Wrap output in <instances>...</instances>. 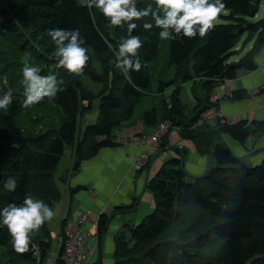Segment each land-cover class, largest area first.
Here are the masks:
<instances>
[{"label": "trees", "instance_id": "1", "mask_svg": "<svg viewBox=\"0 0 264 264\" xmlns=\"http://www.w3.org/2000/svg\"><path fill=\"white\" fill-rule=\"evenodd\" d=\"M145 1L138 0L137 7L145 8ZM263 1L221 0L228 14L216 19L219 24L214 21V28L206 37L168 40V64L175 66L177 73L174 80L159 83L158 93L163 95L165 89L174 88L168 100L161 101L160 108L152 107L143 113L141 124L152 129L168 122L171 131L178 129L179 136L190 141L200 155L210 156L214 165L206 173L191 177L182 169L180 155L166 161L146 183L153 196L152 212L137 225L127 228L126 240L120 236L115 238L114 264H248L264 256V158L249 166L224 141L228 137L245 149L249 138L264 134V121L221 123L217 120L196 126L201 114L219 107L220 103H212L210 98L220 86L235 80L240 70L257 69L254 56L264 47V16L251 22L248 15L251 12L256 15ZM3 14L12 15L26 30L38 34V43L48 55L55 52V44L47 34L49 30L78 29L84 46L101 67L105 66L104 72L96 73L88 65L83 74L64 79L61 85L64 90L54 99L46 97L27 109L21 107L24 88L16 90L8 108L0 109V212L10 204H22L26 197L42 200L53 210L63 199L60 183L54 182L53 177L67 149L72 150V170L78 172L83 162L97 156L102 149L117 147L113 129L131 119L150 90L151 64L158 58L160 29L155 27L153 19L149 22L153 24L149 31L144 30V24H137L132 35L141 38L143 46L138 56L143 66L140 72L130 71L126 76L122 69L115 67L114 51H118L122 38H127V25L109 30L108 21L97 8L79 6L77 0H0V19ZM243 35H247L243 45L254 40L253 47L238 62L231 63ZM106 56L112 61L109 74L110 61ZM83 75L102 88L94 122L85 124L81 130L80 119L91 111L96 96L82 82ZM189 82H192L195 105L185 109L180 98L181 84ZM5 92L0 91V97ZM262 95L264 85L256 90H234L228 99L240 102ZM47 103L58 108L60 122L37 134H25L18 117L42 110ZM192 111L193 115L188 116ZM13 144L19 147L14 148ZM167 144L168 137L164 135L159 148ZM13 178L17 189L8 192L4 185ZM82 190L86 188L78 185L69 192L76 194ZM133 208L134 203L115 207L112 212L122 213ZM109 219L104 213L97 219L98 246ZM67 220L66 217L62 224ZM191 220L200 222L203 230L183 243L182 239L193 232L192 226L178 233L175 227L179 222L187 224ZM48 237L40 242L31 239L28 250L18 253L0 217V264L26 261L44 264L51 250ZM214 242L217 245L205 255L199 256L190 250Z\"/></svg>", "mask_w": 264, "mask_h": 264}, {"label": "crops", "instance_id": "2", "mask_svg": "<svg viewBox=\"0 0 264 264\" xmlns=\"http://www.w3.org/2000/svg\"><path fill=\"white\" fill-rule=\"evenodd\" d=\"M246 36L243 35L237 44L235 48L236 54L230 59L231 63L238 62L252 49L254 40L243 45ZM254 62L257 65L255 71H238L235 80L226 81L215 92V94L223 96L219 111L231 121H264V95L251 97L240 102H232L228 99L230 93L234 90L246 89L250 91L264 85V47H261L255 54ZM189 83L191 84V90L192 82ZM196 126H199V124ZM121 129L119 133L113 134L115 137L121 135L125 137L126 143L117 144V147L112 149H102L97 156L83 162L78 172H73V156L72 153H68V161L63 166L66 170L62 175L65 183L59 182L63 199L53 210L56 213L55 217L59 221L64 220L66 217L70 220L78 212L86 213L88 219L85 226L90 233V243L97 242L98 217L103 213L111 214L103 234V240L105 239L106 247L108 245L112 247V253L115 236L119 233L122 235L124 231H128L126 230V228L130 227L128 223L132 224V221H139L144 215L153 210V196L147 190L146 183L155 176L166 161L175 155H180L182 169L191 177L206 173L214 165V161L210 156L200 155L190 141L184 140L177 132L172 130L170 135H168L167 146L155 151L150 156L148 166L144 170L135 173L131 168L133 156L138 153V148L130 144L131 137L133 134L147 135L149 133L145 132L147 128L142 126L141 122ZM148 130L150 132L151 129ZM224 141L233 153L241 159L244 158L245 163L249 166L260 163L264 158V134L258 138H249L245 144V149H241L239 145L228 137H224ZM152 157H154V162L151 159ZM66 171H68L67 175L65 174ZM78 185L83 186L86 190L71 194L69 187L73 188ZM72 202L73 207L71 206ZM132 203H134V208L131 211L116 214L112 212L115 207L128 206ZM69 211L70 215L67 216ZM128 235L129 232L125 237H128ZM59 247L60 237L58 236L56 252ZM105 249L100 251L99 255L95 253V259L91 264H106L107 259L111 257V253L105 251ZM104 252L105 254L106 252L110 253V257L103 256ZM44 264L58 263L52 256L50 259H46Z\"/></svg>", "mask_w": 264, "mask_h": 264}, {"label": "clouds", "instance_id": "3", "mask_svg": "<svg viewBox=\"0 0 264 264\" xmlns=\"http://www.w3.org/2000/svg\"><path fill=\"white\" fill-rule=\"evenodd\" d=\"M79 6L97 8L108 21L107 27H121L127 24V38H122L116 57L115 67L122 69L127 76L130 71L140 72L142 62L138 52L142 48L141 38L132 35L137 28L135 20L151 16L155 27L160 29L161 40H173L177 37L194 39L206 37L214 28V21L225 11L226 5L221 0H154L152 4L141 9L137 7L138 0H77ZM143 28L149 31L152 23H144ZM55 44L54 56L58 67L70 74L81 75L88 65V49L78 29H54L47 33ZM40 68L29 62L26 54L23 60L24 102L22 108H29L40 103L44 98L54 99L64 89L63 80H57L56 75H41ZM130 79V76H129ZM13 92L9 89L0 97V109H7L12 103ZM14 148L19 147L13 144ZM16 180L9 179L4 185L8 192L17 189ZM56 213L46 203L39 199L26 197L22 204H10L0 212L2 224L12 237L16 252L24 253L28 250L32 235L50 222Z\"/></svg>", "mask_w": 264, "mask_h": 264}, {"label": "rangeland", "instance_id": "4", "mask_svg": "<svg viewBox=\"0 0 264 264\" xmlns=\"http://www.w3.org/2000/svg\"><path fill=\"white\" fill-rule=\"evenodd\" d=\"M145 6L152 4L153 9H155L154 6V0H146ZM2 14V13H1ZM222 14L227 15L228 12L224 11ZM264 16V1L261 3L259 7L258 13L255 15L253 19H250L251 22H256L260 19H262ZM152 21L151 16L144 17L141 20H135L133 23L136 24H144V23H149ZM220 21L216 20L215 24H219ZM127 24H125L126 26ZM40 36L38 34L34 35L32 32L26 30L24 28V25L19 23L18 19L13 17L10 14H3L2 19H0V91H8L9 89L12 90V92L16 91L19 92L21 88H24L23 85V60L25 58V55L27 54L29 56V62L33 66H36L40 68L41 75L47 76V75H56L57 80H64V79H72L75 77L74 74H70L63 68H59L58 61L55 58L54 55H48L46 52H44V49L40 46L38 43V39ZM168 40H161L159 43V54L158 58L155 62L151 64V87L149 92L146 94V98L143 96V102L139 104V106L136 107L134 114L132 115L131 119L127 122H125L121 127H115L113 129V133L117 134L119 133L123 128L128 125L132 124H139L141 122V118L144 112H146L148 109L152 107H159L161 101L163 99L168 100L170 93L172 92V89L174 88H167L165 89V92L163 95H160L158 93V85L159 83L162 82H168L170 80H174L176 78V73L177 69L173 65L168 64ZM91 52L88 51L89 55V61L88 65H90V69L94 70L96 73H101L104 72L105 66L100 65V63L90 54ZM108 61H110L111 57L106 56ZM112 61L107 64L108 68V74H109V69L112 64H110ZM87 65V67H88ZM85 68L84 71L88 70V68ZM83 71V72H84ZM121 72V71H120ZM111 78H109L110 80ZM82 82L84 85L94 92L96 94L95 98L92 100V109L89 113H86L84 117L80 119V128L81 130L83 129V126L88 123H93L94 118L96 117L97 113V106H98V101L100 99L101 93L99 92L101 90V86L97 83H94L89 80L87 76H82L81 77ZM180 84V83H179ZM191 84L190 83H185L181 86V95L180 98L182 99L183 106L188 109H192L195 102H194V97H193V92L190 90ZM170 89V90H168ZM196 92L197 89H195ZM14 92V93H16ZM98 92V93H97ZM221 102V101H220ZM219 102V103H220ZM218 103V104H219ZM87 102L83 103V106H86ZM194 111L191 113L188 112V116H192ZM60 117L61 113L58 110L57 107L51 105L50 103L46 104V107L42 110L39 111H33L27 116H19L18 117V123L20 127H22L23 131L25 134H37L38 132H41L45 130L48 127H54L60 122ZM88 122V123H87ZM134 122V123H133ZM164 123V122H163ZM205 125V124H202ZM137 126V125H136ZM170 127V126H169ZM174 132H177L179 135V130L174 129ZM145 132L149 133V130L146 129ZM172 131L168 129L167 133L165 136L168 137ZM164 137V136H163ZM161 137V139L163 138ZM167 141V139H166ZM68 153H72V150L67 149L63 155V158L59 164V171H57V174L54 175L53 180L54 182H62L65 183V180H62L63 178V173L66 170L63 166L64 164L67 163L68 161ZM154 157L151 159L153 160ZM151 160V162H152ZM154 162V160H153ZM242 162L245 163L244 158H242ZM246 164V163H245ZM70 171V170H68ZM66 171V175L67 172ZM62 178V179H61ZM69 189H71L69 187ZM35 199V198H33ZM61 203V202H60ZM59 203V204H60ZM73 207V202L72 205ZM55 209V208H54ZM53 209V210H54ZM114 210V209H113ZM112 210V211H113ZM82 211V210H81ZM152 212V211H150ZM149 212V213H150ZM78 213H84V212H78ZM147 213V214H149ZM106 214V213H105ZM146 214V215H147ZM70 215V211L67 214V216ZM108 217L111 216V214H106ZM144 215V216H146ZM143 216V217H144ZM142 217V218H143ZM141 218V219H142ZM139 219V221L141 220ZM139 221H132V224L128 223L130 226H134V224H138ZM188 225L192 226L193 232L190 235L185 236L182 239L183 243H186L189 239L192 240L194 236L199 234L203 228L201 229V224L200 222H197L196 220H191L187 221V224H184L183 222H179L177 226L175 227V233L180 232L182 229L187 227ZM62 220H58L56 217H54L50 222H46L44 226H42L39 230V232L34 233L32 235V239L40 242L42 239H44L47 235H49L48 239L51 242V250L48 255V259L52 257V254L55 251V248L57 247V237H61L62 233ZM201 229V230H200ZM127 230V228H126ZM128 231H124L122 235L117 234L115 236L122 237L124 240H126L128 237H125L127 235ZM115 242V240H114ZM113 242V243H114ZM97 243V242H95ZM217 243L214 242L213 245H202L199 247L190 248L193 253L200 255H205L209 253L210 249H212L213 246H216ZM36 247V246H35ZM106 248V249H105ZM105 249V251H108L111 253L105 252L103 253V256H108L110 259H107L106 264H114V246H113V253H112V247L108 245L106 247L105 239H102L101 245L98 246L97 243V255H99L100 251ZM37 252L39 250L37 249ZM98 257V256H97ZM47 259V260H48ZM197 259V258H195ZM111 261V262H110ZM110 262V263H109ZM22 264H30L29 261L23 262ZM189 264H199L198 262H191ZM248 264H264V256L259 258L258 260L254 262H250Z\"/></svg>", "mask_w": 264, "mask_h": 264}, {"label": "built area", "instance_id": "5", "mask_svg": "<svg viewBox=\"0 0 264 264\" xmlns=\"http://www.w3.org/2000/svg\"><path fill=\"white\" fill-rule=\"evenodd\" d=\"M222 99L221 94H214L211 96L210 102L217 103ZM217 120H220L221 123L231 121L221 114L219 107H212L200 115L197 124H213ZM169 126L168 122H164L152 128L147 135H132L130 144L138 148V153L133 156L132 171L137 173L148 166L150 156L159 149V141L166 135ZM115 142L121 144L126 143V140L121 135L115 138ZM87 219L86 213H78L63 225L60 247L57 252L54 251L52 254L59 263L91 264L94 261V255L97 254V243H90V233L85 226ZM38 255L36 250V256Z\"/></svg>", "mask_w": 264, "mask_h": 264}, {"label": "water", "instance_id": "6", "mask_svg": "<svg viewBox=\"0 0 264 264\" xmlns=\"http://www.w3.org/2000/svg\"><path fill=\"white\" fill-rule=\"evenodd\" d=\"M255 17V13L254 12H251L249 15H248V18H254Z\"/></svg>", "mask_w": 264, "mask_h": 264}]
</instances>
